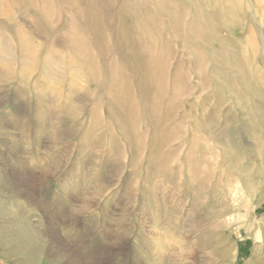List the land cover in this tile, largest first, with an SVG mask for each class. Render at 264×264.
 Listing matches in <instances>:
<instances>
[{"label":"rangeland","instance_id":"rangeland-1","mask_svg":"<svg viewBox=\"0 0 264 264\" xmlns=\"http://www.w3.org/2000/svg\"><path fill=\"white\" fill-rule=\"evenodd\" d=\"M0 264H264V0H0Z\"/></svg>","mask_w":264,"mask_h":264},{"label":"bare ground","instance_id":"bare-ground-1","mask_svg":"<svg viewBox=\"0 0 264 264\" xmlns=\"http://www.w3.org/2000/svg\"><path fill=\"white\" fill-rule=\"evenodd\" d=\"M241 192L243 193L244 191L241 189Z\"/></svg>","mask_w":264,"mask_h":264}]
</instances>
